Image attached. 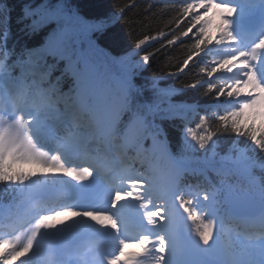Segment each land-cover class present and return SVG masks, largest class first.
<instances>
[{
	"label": "trees",
	"instance_id": "1",
	"mask_svg": "<svg viewBox=\"0 0 264 264\" xmlns=\"http://www.w3.org/2000/svg\"><path fill=\"white\" fill-rule=\"evenodd\" d=\"M79 6L81 14L87 18H97L108 11H111V6L114 4H125L130 0H74ZM192 0H137L136 6L128 9L123 19L116 22L112 28L107 30L105 34H100L98 31H92L90 35L82 37L84 41L85 52L87 60L103 69L107 64L105 70L107 75L122 74L124 69L112 57L124 53L131 47L133 40L137 36L145 34L153 35L158 32L166 33L163 38L152 41L147 47V52L152 55V62L150 66L142 71L139 80L135 82L136 88H130V96L126 102H121L120 95L115 88L107 98L108 111L112 118L114 127L113 141L119 143L118 132H122L127 128L129 122L134 118L141 116L145 117L146 124L149 130L160 132L161 136L166 138L170 144L172 153L177 158H184L192 161L197 165H203L206 168H211L208 172V186L212 190H217L220 186V177L224 172V161L219 159V154H230L233 159L242 154L250 158L254 163L253 173L259 179H264V148L259 147L252 142L247 135H233L230 131L224 129L220 130L217 141L216 159H211L204 151L188 148L187 143L183 137V124L179 120L165 119L169 113L165 110L166 105H160L159 109L149 107L154 104V97L150 91L138 93L136 91L145 81H150L153 77H161V84H174L176 88H180L185 83H198L199 87L196 91L185 94L183 99L190 102H196L199 106H205L206 109H200L192 118L191 124L195 126L199 123L202 116L209 118L210 125L215 126L219 124L220 117L227 116L229 113L238 111L239 108L246 103L244 97L233 95L227 96V90L230 86L237 84V81L230 82L223 79L225 71H221L209 77L206 75V69H211L214 62L223 60L225 57L233 56L236 51V45L232 43H225L223 45L213 44L211 46H202V51L196 54V49L193 47L196 40L200 39L199 28H192L188 36L180 35L187 30L192 23L193 17L185 19L179 15L180 9L191 3ZM0 3L6 4V9L2 15L7 16L11 13L10 34L8 35L6 47L0 39V69H7L11 74L13 80L23 76L25 85L31 87V83L35 82L34 89L41 94L43 100L47 102L56 101L61 108L59 100L71 99L73 95V82L76 79L75 73H69L67 67V52L74 53L72 44H64L60 53L64 56L61 59H51L39 50V45L42 42L40 36L29 37L26 26L22 23L21 10L26 0H0ZM180 21H183L182 23ZM8 27L7 23L0 24V31ZM116 39H113V35ZM173 36H179V39L174 43H168ZM89 40L96 41L102 48H106L112 52V56L103 54L96 55L93 49L89 47ZM26 49H36L33 52V58H38V62L32 66L18 64L26 54ZM91 53H94L95 56ZM192 59L179 77L167 78V73L171 71H178L182 65V61L191 56ZM105 58V59H104ZM139 57H133L138 59ZM53 67L54 71L50 75H45L49 71V67ZM21 68L27 70L21 71ZM31 77H28V76ZM38 78L37 80H34ZM208 85L215 86V91L206 93ZM225 89V94L217 98V94L221 89ZM178 99V98H177ZM191 116V115H190ZM42 116H38L41 118ZM84 118L86 116L84 115ZM82 130V128H79ZM203 129H200L202 131ZM144 139V135L135 133L133 140L140 144ZM235 146V150H233ZM238 153V154H237ZM240 153V154H239ZM237 155V156H235ZM241 156V155H240ZM14 157L6 159L4 163L0 161V186L4 184V180L13 175H29L31 173L41 174L49 179H56L61 176L62 171L55 172H39L35 168L36 163H42L45 167L57 168L56 166H49L47 163L39 161H22L13 160ZM136 167L135 169H143L149 167V162L143 156L134 154L133 156ZM232 159V160H233ZM254 159V160H253ZM13 162L9 164L8 161ZM155 175V172L152 173ZM198 183V182H197ZM8 196L0 189V201L7 202ZM53 210L52 207L48 211ZM16 253L12 251L9 245L0 244V264H13ZM38 260L37 254L32 251H24L22 253L21 264H35Z\"/></svg>",
	"mask_w": 264,
	"mask_h": 264
},
{
	"label": "snow or ice",
	"instance_id": "2",
	"mask_svg": "<svg viewBox=\"0 0 264 264\" xmlns=\"http://www.w3.org/2000/svg\"><path fill=\"white\" fill-rule=\"evenodd\" d=\"M137 0H130L125 4H114L111 11L104 15L87 19L79 9L74 0H26L21 10V21L26 26L29 37L40 36L41 44L38 46L40 51L47 54V48L54 37L59 44H71L73 42L80 43L82 37L88 36L92 31H98L105 34L107 30L119 20L123 19L126 11L135 7ZM6 4L0 3V24L7 23L8 27L0 31V39L4 46L7 45L8 35L10 34L11 13L7 16L2 15L6 9ZM238 6H233L227 0H192L191 3L183 6L179 15L185 19L193 17L191 26L180 35L188 36L192 28H199L198 35L200 39L196 40L193 47L195 53L202 51V46H211L213 44L223 45L225 43L235 44L238 42L237 36L234 34V26L236 24V13ZM181 23L183 21H180ZM166 33L158 32L153 35L145 34L137 36L129 49L124 53L112 57L124 69V77L129 88H136L135 82L140 79L142 71L150 66L152 55L147 52V47L152 41L163 38ZM113 35V39H116ZM179 36H173L168 41L174 44ZM89 47L95 48L106 56H112V52L106 48L100 47L96 41L89 40ZM36 49L27 50L25 56L18 61V64L32 66L38 62V58H33V52ZM261 55H264V34L259 36L255 41L250 52L240 51L238 54L225 57L223 60L214 62L211 69H206V75L212 77L218 72H233L237 67L246 68L245 79L237 84L230 86L227 90V96H242L250 102L244 103L238 111L229 113L227 116L220 117L219 124L210 125L209 118L202 116L199 123L193 126L192 118L198 112V103L190 102L183 99L185 94L194 92L199 87V82L185 83L180 88H176L174 84H161V77H153L150 81H145L143 85L136 89L138 93L150 91L154 97V104L149 107L159 109L160 105H166V111L169 113L168 119L179 120L183 124V137L188 148L204 151L211 159H216L217 141L220 130L230 131L233 135H247L253 143L264 148V81L261 80L257 67L254 62H258ZM133 57H139L133 59ZM247 57V58H246ZM192 55L182 61V65L178 71L167 73V78H178L183 69L187 67L192 59ZM27 69L21 68V71ZM54 71L53 67H49L50 75ZM215 91V86L208 85L206 93ZM225 94V89L217 94V98ZM178 98V99H177ZM192 114L191 116L189 114ZM200 129H203L200 131ZM235 150V146H233ZM221 161L227 162L233 159L230 154H219ZM35 168L39 172H55L62 169L45 167L42 163H36ZM73 174V173H69ZM190 195L193 200L200 196L198 189H190ZM205 199L212 198L216 195L215 191L211 193L205 192ZM73 215H76L73 213ZM198 221L196 224L197 233L203 243L208 244L212 239L214 228L211 223L201 221L200 217H194ZM54 218H50V223H60ZM164 251V249H160Z\"/></svg>",
	"mask_w": 264,
	"mask_h": 264
},
{
	"label": "rangeland",
	"instance_id": "3",
	"mask_svg": "<svg viewBox=\"0 0 264 264\" xmlns=\"http://www.w3.org/2000/svg\"><path fill=\"white\" fill-rule=\"evenodd\" d=\"M228 78V76H227ZM113 84H115V86L117 87V89L121 90L123 93H125V91L123 90V87L125 86V84L121 81L118 80L117 78H115L113 80ZM35 97L38 98L39 95L38 93H34ZM102 96H100V100ZM102 102V101H101ZM61 105H62V111L60 109L57 108V106H52L50 108V112L52 113V118L53 120L51 121L52 123L49 125V129L48 131L45 133L46 135L52 134V133H57L58 131H60L61 133H69L68 130H66L63 127V124L69 122V120L71 121V119L75 118V117H79V113L75 111V107L73 105H68V103L65 100H61L60 101ZM103 104V103H102ZM78 111V110H77ZM42 135V134H40ZM91 135L88 133L85 136L83 134H81L80 137L77 138H72L69 139V141L64 140V142H67V145H64V150H66L69 155L67 156L68 158H70L71 154H77L80 156V161H81V155L83 158V153L87 152L90 149V144H87L86 141L88 140V138ZM66 137V136H65ZM69 137V136H68ZM66 137V138H68ZM17 151H19V149H16ZM20 152V157L24 158V159H39V157L33 156V155H27L26 153L19 151ZM155 157L156 160L159 163H169L171 164L172 159L170 158L168 151H167V147L165 145H160L159 147L156 148V152H155ZM41 160H46L44 158H41ZM39 159V160H40ZM72 159H74L72 157ZM138 177H129V176H124L122 175V179H124L126 181L127 184H130L131 187L135 186V181H137ZM145 180L148 181V178L145 177ZM170 182V178L167 180L166 185H168ZM145 184V182H144ZM128 185V186H130ZM147 185V184H146ZM124 192L127 195V201H126V205H129L130 202H132L130 200L131 196L134 195V192L132 191H127L124 190ZM143 196L144 197H148V194L146 195L145 192H143ZM154 244L158 245L156 254H157V258L158 260H160L159 264H166V258L168 259V257L170 258L168 260V262H170V264H174L177 263V258H176V254L173 251L172 247H171V243H172V233L170 231V229H166L164 238L161 237L160 239H156L153 241ZM209 249L210 252L217 256L220 257L221 259H223L227 264H238L239 259H234L229 253H227L223 248H220V244H215L210 242ZM143 246L146 247V243H143ZM160 249H164V251H160ZM20 263V258L19 255L14 259L13 264H19Z\"/></svg>",
	"mask_w": 264,
	"mask_h": 264
}]
</instances>
